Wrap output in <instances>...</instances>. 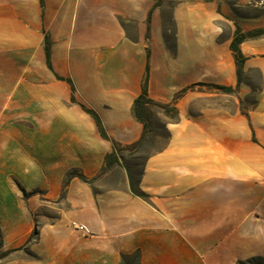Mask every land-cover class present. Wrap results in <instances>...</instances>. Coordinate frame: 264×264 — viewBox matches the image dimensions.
Masks as SVG:
<instances>
[{
    "label": "crops",
    "instance_id": "1",
    "mask_svg": "<svg viewBox=\"0 0 264 264\" xmlns=\"http://www.w3.org/2000/svg\"><path fill=\"white\" fill-rule=\"evenodd\" d=\"M258 29L264 0H0V232L35 255L2 264L264 259V33L240 78L231 48ZM147 74L166 137L136 165Z\"/></svg>",
    "mask_w": 264,
    "mask_h": 264
},
{
    "label": "trees",
    "instance_id": "2",
    "mask_svg": "<svg viewBox=\"0 0 264 264\" xmlns=\"http://www.w3.org/2000/svg\"><path fill=\"white\" fill-rule=\"evenodd\" d=\"M262 33H264V29H258L255 31H250L248 33H243L240 30L237 31V33H236V35L232 41L231 48L234 52L235 59H236L237 65H238L239 78L241 75V66H242L243 62L245 61V57L241 53V50L239 48V44L248 36H257V35H260ZM49 43H50L49 39L46 38V44H45L46 57H47V62L50 66V47H49L50 44ZM147 71H148V68H147ZM151 104H155V105H158V106H161L163 108L168 109V106L160 104V103L156 102L155 100H153L151 97H149V95H148V74H147L146 78L143 82L142 92L135 99L134 104H133V113H134L135 117L144 124L145 133H146V130L148 129V127L150 125L148 106ZM89 112L91 114H93V112H91V111H89ZM93 116L97 120L99 131H100L101 135L104 138H109L107 133L105 132L104 128L102 127L99 118L95 114H93ZM127 148H129V147L121 146L117 142L113 141V151L106 156V167H110L115 162H119V154ZM73 174L74 173H72L71 175H73ZM77 176H79L83 181H86L89 183L91 182V180L87 179L83 174H77ZM131 187H132V191L136 195H138L142 198H145V199L148 198V195L144 191L135 188L133 185H131ZM36 235H37V230L35 229L33 232V237H35ZM23 249H28V247L23 246V247L13 248V249H9V250H3V241L1 238V232H0V251L4 252V256H5L6 260H7V258L9 259L10 255L13 254L14 252H17V251L23 250ZM28 252L31 254V256H35L31 251H29V249H28ZM131 256H134L135 258L132 260V262L130 264H134L135 262L137 264H141L139 261V253H135L132 255H123V257H122L123 263H124V261H127V258H129ZM253 260H262L264 262V259L261 257H254L252 259H249L248 261H253ZM243 262L244 261H239V263H243Z\"/></svg>",
    "mask_w": 264,
    "mask_h": 264
},
{
    "label": "rangeland",
    "instance_id": "3",
    "mask_svg": "<svg viewBox=\"0 0 264 264\" xmlns=\"http://www.w3.org/2000/svg\"><path fill=\"white\" fill-rule=\"evenodd\" d=\"M148 108H152L156 111L162 109L163 107L151 104L148 106ZM166 137V134L164 130L161 128L160 125L158 126H151L149 125L148 129L145 133L144 141L136 144L134 146H131L129 148L130 152L128 153L129 157L127 158L128 161L133 162L134 164L138 165L144 157L148 154L149 151H151L154 147V144L157 142H163L164 138ZM20 256V257H29L31 254L28 252V249H23L20 252H16L10 255V257ZM134 256H131L127 258V261H122L123 264H130L132 260L134 259ZM8 259V258H7ZM4 252L0 251V264H2L5 261ZM136 260V259H135ZM134 264H137L136 262ZM238 264H264L262 260H253V261H244L243 263Z\"/></svg>",
    "mask_w": 264,
    "mask_h": 264
}]
</instances>
